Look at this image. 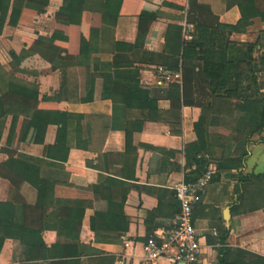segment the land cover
<instances>
[{
	"label": "crops",
	"instance_id": "0c3cea01",
	"mask_svg": "<svg viewBox=\"0 0 264 264\" xmlns=\"http://www.w3.org/2000/svg\"><path fill=\"white\" fill-rule=\"evenodd\" d=\"M36 1L47 4L46 12L38 14L19 4L18 24L7 23L0 37L4 70L10 73L16 64L26 70L16 74L18 78L39 85L38 100L11 97L35 110L22 139L23 116L10 146L13 117L0 118V218L16 209L21 219L18 233L23 235L6 239L0 264H147L144 244L172 227L181 208L174 187L196 170L186 149L202 146L212 153L209 166L215 178L193 213L202 246L198 264H264V178L237 191L239 174L264 173V143L250 145L244 162L235 159L246 130L254 125L249 122L243 131V114L236 103L209 99L198 68L188 78L180 112L170 99L159 100L153 111L124 103L126 83L154 91L181 83L180 31L183 28L185 39L188 25L186 12L177 7H187L188 0H124L114 40L104 43L91 37L92 29L102 25L100 15L77 12L71 26L62 27L56 15L63 0ZM199 2L211 8L221 25L238 28L234 42L255 43L264 31V22L257 17L264 15V0L256 1L252 9L245 6L250 15L246 24L240 23L239 6L228 9L226 0ZM73 10L78 11L77 2ZM153 16L156 21L142 26L148 29L144 46L114 51L118 44L135 45L140 18ZM61 28L69 38L59 44L67 51L66 70L54 71L38 57L20 60L25 46ZM104 65L112 68L105 71ZM160 68L172 77L164 84ZM131 103L140 104L136 98ZM203 106L210 109L199 135L196 126ZM58 113L84 116L68 119L64 148L56 146L59 126L49 123ZM261 138L264 132L254 140ZM10 158L32 166L26 180L7 166Z\"/></svg>",
	"mask_w": 264,
	"mask_h": 264
},
{
	"label": "trees",
	"instance_id": "16d2710c",
	"mask_svg": "<svg viewBox=\"0 0 264 264\" xmlns=\"http://www.w3.org/2000/svg\"><path fill=\"white\" fill-rule=\"evenodd\" d=\"M256 1L259 0H226L228 9L239 6L243 9V21L246 24L250 18L249 10L246 7L253 8ZM78 3V11L73 10V4ZM25 3V9L34 11L38 14H44L47 4L36 0H0V37L3 35L4 29L9 23L10 26H16L21 18L22 11L18 9L19 4ZM124 0H63V6L56 15V20L62 27L71 26V18L78 13L90 12L101 16V27L93 28L91 37L100 38L104 41L114 40L115 29L118 18L121 13ZM15 4V5H14ZM246 6V7H245ZM252 7V8H251ZM181 11L187 14V25L192 26V40H185L184 30L181 28V61L183 79L181 83H171L169 90H151L143 88L140 83H126L124 90V103L128 108L149 109L150 111L157 109V102L161 99H170L172 107L175 111H181L184 105V89L187 86L188 78L192 73H198L208 86L209 99H228L236 103V108L243 114L241 116L243 131L246 130L248 123H253V127L246 130V137L239 144L240 155L237 158L240 162H244L249 156L248 147L254 143H264V138L255 141L256 136L262 135L264 132V31L260 32L258 40L255 43H238L232 41V36L238 31L237 27H226L220 24L219 18L215 16L211 8L203 5L199 0H188L187 7L178 6ZM264 22V15L259 14L257 17ZM157 16L141 17L140 28L137 43L135 45H115L114 51L124 52L126 50H134L140 46H144L147 39L148 29L143 30V24H151L156 21ZM62 29V28H61ZM69 38L65 35L64 30L56 31L51 37L40 36L30 46H25L20 54V60L38 57L43 62L49 64L54 71H64L70 64L67 63L65 54L66 49L62 48L60 43H68ZM18 60V58L16 59ZM15 60V61H16ZM81 65V64H79ZM105 66V67H104ZM104 70L109 71L112 65H104ZM190 69V70H189ZM195 70V71H194ZM189 71V73H188ZM26 74V70L20 69L13 64L12 71L6 72L0 64V118L13 117L12 128L8 140V146L12 145L13 138L16 133L20 117H24L21 128L22 139L29 125L34 108L11 99L14 96L30 97L37 99L39 97V85L37 83H29L16 76V74ZM24 86H33L32 88ZM10 97L9 99H7ZM138 99V105H132V99ZM210 107L203 106V117L201 122L197 124L196 129H203L205 114ZM74 118L81 120L84 116H70L58 113L49 119L50 124L59 126L56 146L60 148L66 147V136L68 134V119ZM177 125L181 127V122ZM242 125V124H241ZM179 134L181 131L179 130ZM200 135V134H199ZM187 160L191 161L196 170L187 176L186 182L197 181L211 164L210 158L212 153L209 147H193L186 149ZM25 160H34L25 157ZM7 166L15 174L26 180V174L32 172V166L22 160L10 158ZM219 173V172H218ZM215 178V175H214ZM239 183L237 191L241 192V186L245 189L249 185H253L256 179L264 178V173L260 175H249L244 177L239 174ZM125 205V201L123 204ZM122 207V206H121ZM18 211L7 212L10 215L6 219L0 218V253L6 239L17 240L23 238L18 233L19 221ZM23 227V226H21ZM227 234L225 233V236ZM41 236V235H39ZM225 242V241H223ZM40 245H45L40 237ZM223 264V262H219Z\"/></svg>",
	"mask_w": 264,
	"mask_h": 264
},
{
	"label": "built area",
	"instance_id": "2783aa9c",
	"mask_svg": "<svg viewBox=\"0 0 264 264\" xmlns=\"http://www.w3.org/2000/svg\"><path fill=\"white\" fill-rule=\"evenodd\" d=\"M185 39L192 40V26H187ZM161 84L172 79L170 73L159 69ZM215 172L211 166L195 182H183L174 187L176 199L180 203V212L175 216L172 227L149 237L143 246L147 264L165 260L168 264H198L202 255V246L193 225V213L202 202L207 188L214 180Z\"/></svg>",
	"mask_w": 264,
	"mask_h": 264
},
{
	"label": "water",
	"instance_id": "95a60500",
	"mask_svg": "<svg viewBox=\"0 0 264 264\" xmlns=\"http://www.w3.org/2000/svg\"><path fill=\"white\" fill-rule=\"evenodd\" d=\"M227 214H230V210H227Z\"/></svg>",
	"mask_w": 264,
	"mask_h": 264
}]
</instances>
